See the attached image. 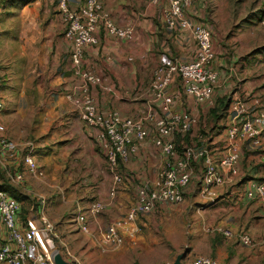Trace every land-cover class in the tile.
I'll list each match as a JSON object with an SVG mask.
<instances>
[{
  "label": "crops",
  "instance_id": "obj_1",
  "mask_svg": "<svg viewBox=\"0 0 264 264\" xmlns=\"http://www.w3.org/2000/svg\"><path fill=\"white\" fill-rule=\"evenodd\" d=\"M98 1L116 26L130 27L132 34L130 37L109 34L99 23L95 32L97 43L83 49L81 67L100 77V83L89 86L97 109L106 114L117 112L121 118H144L148 114H152L155 120L164 117L160 101L150 90L153 73L164 61L187 63L193 60L197 53L195 40L188 31L166 25L167 0ZM81 3L82 0H69L71 7H79ZM207 3L208 0H191L185 9L186 17L208 27L203 23L209 13ZM54 19L49 20V35L43 52L36 56L29 54L26 62L27 71L34 75L37 70L41 81L28 85L26 95L16 96L12 103L16 108L15 116L9 119H15L21 129L25 123L34 124L36 138L29 139L32 129L24 131L26 137L23 138L29 139L26 142L31 143L30 148L26 143H15L14 156H0V167L7 165L21 169L24 167L23 156L32 153L39 167L43 168L44 176L33 177L26 173L23 181L16 184L21 185L24 194H29L32 199L27 211L20 200V214L24 215L25 221L37 225L41 213L49 221H55L56 202L60 212L67 210L66 213L75 218L84 214L92 257L99 254L94 256V263L117 264L125 255V248L103 245L102 232L108 225L125 220L129 208L136 202L138 186L158 175L164 157L152 143L154 124L146 121L148 136L138 144L137 151L128 161L120 163L122 179L115 194L110 195L113 178L96 137L97 129L85 125L68 100L80 79L73 74L71 43L63 36L57 4ZM255 22L251 19L242 24L243 28H253V36L239 43L238 38L233 37L234 46L232 38L228 41L227 36L216 30L211 33L215 51L213 67L218 75L212 95L213 98L218 94L215 102L214 99L198 102L187 96L177 77H173L167 88L174 98L172 109L188 111L197 119V124L188 133L195 141L193 145L205 148L216 160L226 153L227 129L233 122L230 98L243 100L252 114L264 111V32L260 30L264 27ZM223 96L227 108L218 118L210 116L207 104L216 106L217 98ZM199 123L209 126V130H199ZM236 144L240 154L237 173L232 176L231 183L218 187V197L213 204H205L199 193L201 164L196 162L198 165L193 167L185 193L190 198L192 183L196 182V201L202 207L194 210L196 218L190 231L192 241L189 251L180 257L182 259L185 255L184 260H179L181 264H187L197 256L210 257L217 264H264V239L256 240L264 235V205L244 196L247 185L264 180V153L249 140ZM93 199L109 201L108 207L96 216H90L87 210ZM74 222L78 227L75 219ZM213 224L232 231H246L256 242L249 246L234 239L206 234L204 226ZM78 230L81 231L79 227ZM124 239L126 241L129 236Z\"/></svg>",
  "mask_w": 264,
  "mask_h": 264
},
{
  "label": "built area",
  "instance_id": "obj_2",
  "mask_svg": "<svg viewBox=\"0 0 264 264\" xmlns=\"http://www.w3.org/2000/svg\"><path fill=\"white\" fill-rule=\"evenodd\" d=\"M167 1L168 8L164 15L166 25L188 31L196 42L197 53L190 62L164 61L155 69L150 90L154 98L160 101L161 111L165 114L155 120L152 114L134 119L121 118L117 112H100L89 91L90 85L100 83V77L81 67L84 47L97 43L95 32L99 23L104 25L109 34L119 37H130L132 29L116 26L98 0H82L79 7H71L69 0H57L63 36L71 43L73 74L80 79L75 91L68 95V100L78 111L80 120L97 129L96 137L113 178L110 195L115 194L122 179L120 163L128 161L137 151L138 144L148 136L146 121L153 122L155 134L152 143L164 157L163 168L158 175L138 186L136 202L129 208L125 220L108 225L102 232L103 245L120 246L125 236L134 235L138 218L150 213L158 205L182 203L185 189L191 181L193 163L199 162L202 167L200 196L205 204H213L218 197V187L231 183L232 176L237 173L240 154L236 143L249 140L252 146L264 149V111L252 114L243 100L234 98L230 104L233 122L227 129L228 142L226 153L222 157L216 160L205 148L190 145H183L180 153L176 151V136L189 133L197 124V119L188 111L172 109L174 98L167 91L169 84L173 77H177L187 96L198 102H210L218 75L213 67L215 51L209 28L193 23L185 15V9L191 0ZM260 22L264 26V13ZM3 107L0 101V112ZM25 143L30 148L31 143ZM15 145L4 135H0V156L12 158ZM22 163L24 167L21 169L7 165L3 167L13 183H21L25 172L33 177L44 176V170L39 167L32 153H26ZM244 196L264 205V180L247 185ZM108 205L109 201L93 199L88 205V214L96 216ZM20 211V201L0 188V264H55L52 252L60 255L56 247V241L60 237L55 226L43 213L38 218L40 225L30 220L22 223L19 220ZM85 217L84 214H78L75 221L82 232L88 233ZM212 231L245 245H254L256 242L243 230L232 231L224 226H216ZM61 244L70 258L67 262L80 264L79 259L65 244ZM187 264H217V261L197 256Z\"/></svg>",
  "mask_w": 264,
  "mask_h": 264
},
{
  "label": "rangeland",
  "instance_id": "obj_3",
  "mask_svg": "<svg viewBox=\"0 0 264 264\" xmlns=\"http://www.w3.org/2000/svg\"><path fill=\"white\" fill-rule=\"evenodd\" d=\"M56 4V0L52 2L49 0H0V101L4 106L0 112V135H4L14 144L25 143L29 139L33 141L36 138L34 124L29 126L25 123L21 129L15 119L12 121L9 119L15 116L16 108L12 106V103L16 96L22 93L26 95L28 85L41 81L37 70L34 75L27 71L26 62L29 54L34 53L36 56L43 52L44 42L49 35V20L50 18L52 21L55 20ZM207 7L208 18L202 22L209 25L211 33L216 30L218 34L227 36L228 41L232 38L234 46L233 37L238 38L237 43H239L253 36V28H243L242 24L253 19L256 12L261 11L263 15L264 0H208ZM260 21L261 18L255 24L264 27ZM260 30L264 32V28ZM18 90L22 92L18 93ZM217 95L216 93L210 101L214 99L215 102ZM231 98L230 103L233 100ZM207 106H209L208 110L215 108L214 104H207ZM205 126L199 123L198 128L203 131L209 130L210 127ZM26 130H31L29 139L23 138L26 137V135L23 136ZM15 135H19V138H14ZM194 142L193 138H189L188 142L182 141L181 146L182 148L183 145L194 146ZM20 186L10 181L6 170L0 167V188L12 195H19L21 201L24 202V210L27 211L32 204V199L29 194H24L26 192ZM196 187V182H193L190 191L193 195L188 198V193H185L184 202L177 205L161 204L145 216L139 217L135 223L134 235L120 245L125 248V255L117 264H174L179 260H184L185 255L182 259L180 257L190 248L192 241L190 231L196 218L194 210L202 207V204L196 201L198 199ZM54 208L57 219L52 223L60 237L56 241V247L61 259L66 262L70 260L61 244L64 243L69 251L79 259L80 264H95L94 256L98 257L99 254L92 257V245L86 237L87 234L78 230L74 222L75 217L67 214V210L64 213L60 212L57 202ZM19 220L25 223L23 214H20ZM38 224L40 225L39 222ZM216 226L220 225L204 226L203 230L206 234L223 237L212 231ZM259 238L256 240L264 239V235ZM127 243L132 248H129Z\"/></svg>",
  "mask_w": 264,
  "mask_h": 264
},
{
  "label": "trees",
  "instance_id": "obj_4",
  "mask_svg": "<svg viewBox=\"0 0 264 264\" xmlns=\"http://www.w3.org/2000/svg\"><path fill=\"white\" fill-rule=\"evenodd\" d=\"M261 16H262L261 11L260 12H256L253 15V20H255L256 22L259 21L260 18H261ZM226 108H227V100H226V97L225 96L218 97L217 98V104H216L215 108L214 109H210V111H209L210 113L209 114H210V116H213V117H217L218 118L219 116H221V114H222L221 112L224 111ZM188 139H189L188 133L186 135H183V136L177 135L176 140H175V148H176V151L178 153L181 152V148H182L181 143H182V141L183 142H188ZM197 145H200V142H197ZM260 148H262V147H260ZM263 153H264V149H263ZM192 165L194 167V166H197L198 164L197 163H193ZM12 196H14V198L16 200H18V201L21 200V198H20L19 195H12Z\"/></svg>",
  "mask_w": 264,
  "mask_h": 264
},
{
  "label": "water",
  "instance_id": "obj_5",
  "mask_svg": "<svg viewBox=\"0 0 264 264\" xmlns=\"http://www.w3.org/2000/svg\"><path fill=\"white\" fill-rule=\"evenodd\" d=\"M54 261H55V264H70V263H68L66 261H63L59 254L56 255V257L54 258ZM174 264H181V263H180V261H177Z\"/></svg>",
  "mask_w": 264,
  "mask_h": 264
},
{
  "label": "bare ground",
  "instance_id": "obj_6",
  "mask_svg": "<svg viewBox=\"0 0 264 264\" xmlns=\"http://www.w3.org/2000/svg\"><path fill=\"white\" fill-rule=\"evenodd\" d=\"M56 255H57V252L53 251L51 257H54L55 258Z\"/></svg>",
  "mask_w": 264,
  "mask_h": 264
}]
</instances>
